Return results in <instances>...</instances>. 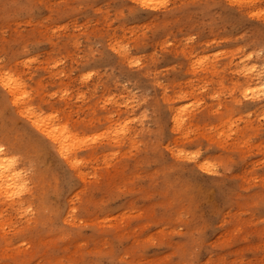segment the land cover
<instances>
[{
	"label": "rangeland",
	"instance_id": "1",
	"mask_svg": "<svg viewBox=\"0 0 264 264\" xmlns=\"http://www.w3.org/2000/svg\"><path fill=\"white\" fill-rule=\"evenodd\" d=\"M235 1L0 0V264H264V0Z\"/></svg>",
	"mask_w": 264,
	"mask_h": 264
},
{
	"label": "bare ground",
	"instance_id": "2",
	"mask_svg": "<svg viewBox=\"0 0 264 264\" xmlns=\"http://www.w3.org/2000/svg\"><path fill=\"white\" fill-rule=\"evenodd\" d=\"M237 1H235V2H237ZM241 1H243V0H241ZM232 2H233V0H232ZM241 3H243V2H241ZM247 57H249V56H247ZM243 58H245V57H243ZM211 66H213V65H211ZM248 66H251V65H248ZM248 66L246 65V67H248ZM252 66L254 67L255 65H252ZM246 67H245V69H249V70L253 71L256 66L254 68L252 67V69L250 67L249 68H246ZM257 69H259V68H257ZM255 73L256 74L252 77V82L254 81L256 83V85H254V86H257V89H258L259 88L258 85H264V74H263L264 72L262 73V72H259V70H258ZM0 84L2 87H4L12 95H14V94H20V95L26 94L19 82H17L16 80H11V77L5 75V73H2L1 71H0ZM247 86L245 88H243V89H245V90H243V92L246 91L249 87H252L253 85L248 86V87ZM263 87L264 86H262V88ZM261 90H263V92H264V88ZM254 91H257V90H254ZM249 92L247 91L246 93L248 94ZM255 93L256 92H254V94ZM251 94L254 95L253 92ZM258 94H259V92L256 95L258 96ZM249 95H250V93L248 94V96ZM23 96H21V97L23 98ZM21 97H19V99H21ZM18 101H19L18 98H15V102H18ZM27 109L28 110L26 112L28 113L27 114L28 118L30 117L31 119H34L38 115V114L36 115L34 112H32V110L30 108H27ZM176 118H177V116H176ZM35 120H37V118ZM45 120L44 121L40 120V119L37 120L38 121L37 125L38 126L40 125V127H42V132L43 131H44V133L46 132L45 134H47V136L53 141V143L56 146L59 145L58 149L60 150V153L64 154V156H65L66 151L68 149H70V148H67L68 147L67 143L69 142L68 140H71V142L74 143L72 137L69 136L68 132L64 128H53L50 125V123L46 122ZM75 145L73 144V145H71V147L74 146L72 148L75 149ZM0 149H2V151H0V200H2L4 202L10 200L12 202V204H16V203L22 204V199H23L22 198V192L24 191V188L26 186L25 178L23 177V174L20 172V170H18L19 168H18L16 161L9 157L7 150H5V148L2 145H0ZM72 150L71 149L69 150L70 153L72 152ZM67 159H69L70 163L72 162L74 165H76L78 162L77 159L75 158V156H68Z\"/></svg>",
	"mask_w": 264,
	"mask_h": 264
},
{
	"label": "snow or ice",
	"instance_id": "3",
	"mask_svg": "<svg viewBox=\"0 0 264 264\" xmlns=\"http://www.w3.org/2000/svg\"><path fill=\"white\" fill-rule=\"evenodd\" d=\"M0 151H2V149H0Z\"/></svg>",
	"mask_w": 264,
	"mask_h": 264
}]
</instances>
